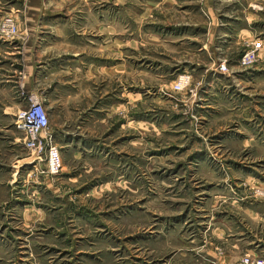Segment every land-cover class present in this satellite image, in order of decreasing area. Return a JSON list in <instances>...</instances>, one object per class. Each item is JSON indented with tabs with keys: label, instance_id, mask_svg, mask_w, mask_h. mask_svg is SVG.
Here are the masks:
<instances>
[{
	"label": "rangeland",
	"instance_id": "rangeland-1",
	"mask_svg": "<svg viewBox=\"0 0 264 264\" xmlns=\"http://www.w3.org/2000/svg\"><path fill=\"white\" fill-rule=\"evenodd\" d=\"M198 1L162 2L155 34L137 7L126 11L128 33L114 35L105 52L89 59L113 68L112 100L101 83L94 97L118 104L97 116L91 107L93 125H73L71 104L59 115L47 108L40 68L33 93L22 72L18 84H2L0 264H218L208 254L211 247L223 254L212 242L218 231L235 239L247 227L264 242V33L243 49L215 39L207 30L219 19L206 23ZM0 2V26L10 18L17 36L6 40L15 41L14 1ZM48 2L49 11L31 22L60 48L48 57L59 70L55 95L66 96L71 89L63 83L71 81L79 52L75 33L106 19L76 18L79 0ZM251 51L252 61L242 66ZM182 75L190 82L178 93L173 85ZM35 100L60 154L55 175L44 156L25 149L17 113L4 109L6 101L26 109ZM248 246L237 253L241 262L264 259V245Z\"/></svg>",
	"mask_w": 264,
	"mask_h": 264
},
{
	"label": "crops",
	"instance_id": "crops-1",
	"mask_svg": "<svg viewBox=\"0 0 264 264\" xmlns=\"http://www.w3.org/2000/svg\"><path fill=\"white\" fill-rule=\"evenodd\" d=\"M12 1H14L12 7L17 13L14 17L16 18L19 35L15 41L0 38V90L2 84L4 86H7L6 84H18L23 77H26L27 88L30 93H33L31 86L36 82V71L40 68L42 74L41 84L44 87L43 92H45L42 102L46 104L47 108L53 106L56 109V114L59 115V113L66 111H64L66 105L71 104L70 107L74 111L73 125H93V115L87 112L91 107H96L92 112L97 116L102 110L112 113L114 107L118 104H114L112 101L107 104L102 99L98 101V98L94 97L97 84L101 83L99 87H103L101 90L103 97H105V100H107V97L112 100L113 68L107 66V64H96V62L89 60L92 59L91 54L102 48L105 52L108 45L113 41L112 37L114 35L122 37L123 33H128V28H126L128 25L127 23L123 24L122 19L128 16L127 10H134V7H137L138 18H142V21H145L146 24H152V34H155V20L162 13L160 12L161 4L165 0H79L83 2L81 8L72 10L76 18L104 17L106 20L104 23L99 21L92 25L86 23L83 30L75 33V42H72L74 43L73 48H76L79 52L74 54L76 56V67L73 68L74 73L71 81L66 80L63 83L68 84L69 89H71V92H68L69 94H66V96H59V93L55 95L56 85L60 84L57 78L59 70L57 61L51 63L48 57H54L56 55L55 49L60 48L54 42L50 43L48 36H43L44 32L39 29L36 23L31 22L33 18H40L44 11L48 12L49 10L46 8L50 3L48 0ZM198 2L200 3L199 15L206 23L209 21L213 24V19H219L218 22L212 25V29L210 27L207 30L209 33L216 34L215 39H232L235 47L243 49L246 44L255 41V39L258 40L256 35L264 33V0H199ZM17 6H20V8H17ZM118 18H121L120 23L117 22ZM159 22L158 19L156 22L158 29ZM60 40L66 43L64 37H60ZM261 40L258 41L263 42L262 49L264 50V39ZM80 44L83 45L80 46ZM122 45L125 48L129 47L128 38ZM226 49L229 50L230 47L228 46ZM38 50L44 51L40 62L35 59ZM100 58L106 59L107 55L102 57L101 54ZM87 61L88 63H86ZM118 66L124 65L118 64ZM120 69L122 70V68ZM45 71L46 76L43 77ZM21 72L23 77L19 76ZM6 103L8 105L4 109L5 111L10 110L11 114H16L22 110L19 108L20 105L13 101L12 103L6 101ZM100 103L105 104L104 109H102L103 106L99 105ZM98 122L105 124L106 120L104 123L101 120ZM72 150L76 155L74 148ZM253 232L254 234L247 227L242 231L238 229L235 239H232L229 238L230 235L225 230L218 231L215 237L216 240L212 239V242L223 249V254L221 256L217 252L215 255L214 249L211 247L208 252L209 256L216 257L218 264H243L237 255L242 244L248 243V249L251 251H255L253 249L264 245L261 237L257 235V231ZM254 244L255 248L252 247ZM227 246L231 247L228 251L226 250Z\"/></svg>",
	"mask_w": 264,
	"mask_h": 264
},
{
	"label": "built area",
	"instance_id": "built-area-1",
	"mask_svg": "<svg viewBox=\"0 0 264 264\" xmlns=\"http://www.w3.org/2000/svg\"><path fill=\"white\" fill-rule=\"evenodd\" d=\"M17 30L10 18H6L0 26V37L2 39H15ZM253 51L245 53L240 59V64L247 65L252 61ZM224 71L225 67L221 66ZM189 78L187 76H179L173 85V91L181 93L189 86ZM36 101V100H35ZM16 118L19 128L24 134L23 145L25 149L33 153L34 156L40 158L44 156L46 160V171L50 175L58 174L61 170V158L58 151L50 141L49 125L46 111L37 101L32 103L28 108L17 112ZM243 264H264V259H250L245 257L242 259Z\"/></svg>",
	"mask_w": 264,
	"mask_h": 264
},
{
	"label": "bare ground",
	"instance_id": "bare-ground-1",
	"mask_svg": "<svg viewBox=\"0 0 264 264\" xmlns=\"http://www.w3.org/2000/svg\"><path fill=\"white\" fill-rule=\"evenodd\" d=\"M38 101V100H37Z\"/></svg>",
	"mask_w": 264,
	"mask_h": 264
}]
</instances>
